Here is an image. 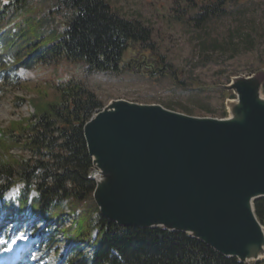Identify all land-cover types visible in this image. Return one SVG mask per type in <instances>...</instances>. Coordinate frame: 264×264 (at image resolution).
<instances>
[{
	"label": "trees",
	"instance_id": "trees-1",
	"mask_svg": "<svg viewBox=\"0 0 264 264\" xmlns=\"http://www.w3.org/2000/svg\"><path fill=\"white\" fill-rule=\"evenodd\" d=\"M36 1L0 0V85L16 68L63 60L82 63L88 73L118 74L125 69L120 63L128 49L134 52V65H142L146 72L163 63L164 56L151 41V28L119 16L105 0H58L67 8L61 19L52 17L50 10L37 13ZM186 2L183 11L188 17L176 16L182 24L197 25L226 11V0ZM7 54L13 56L14 66L4 63ZM102 107L92 91L68 81L58 102L34 104L33 114L10 121L0 131V180L5 182L0 189L22 186L17 206L3 203V214L15 221L35 217L54 226L46 239L55 241L60 234L66 240L65 253L55 264H243L186 233L123 227L99 213L92 199L95 183L88 178L92 161L83 125ZM13 149L30 158L11 154ZM254 208L263 223L264 199L256 200ZM66 216L68 226L63 224Z\"/></svg>",
	"mask_w": 264,
	"mask_h": 264
},
{
	"label": "water",
	"instance_id": "water-1",
	"mask_svg": "<svg viewBox=\"0 0 264 264\" xmlns=\"http://www.w3.org/2000/svg\"><path fill=\"white\" fill-rule=\"evenodd\" d=\"M264 74L239 75L224 118L114 99L83 125L99 213L178 231L243 264L264 261Z\"/></svg>",
	"mask_w": 264,
	"mask_h": 264
},
{
	"label": "rangeland",
	"instance_id": "rangeland-1",
	"mask_svg": "<svg viewBox=\"0 0 264 264\" xmlns=\"http://www.w3.org/2000/svg\"><path fill=\"white\" fill-rule=\"evenodd\" d=\"M105 1L119 16L138 19L151 28V41L164 56L163 63L158 65L160 70L146 72L142 65L132 64L131 49L124 52L120 64L125 69L118 74L88 73L82 63L64 60L31 69L16 68L7 73V83L0 85V131L10 121L33 114L34 104L58 102L68 81L92 91L103 106L114 99H125L159 104L196 117L224 118L226 104L235 96L213 87L228 84L235 76L264 74V0H240L238 4L226 0L225 13L197 25L182 24L176 19L178 15L188 17L183 11L186 0ZM34 5L37 13L50 10L56 19L67 12L58 0H38ZM3 60L7 66L15 65L10 54ZM11 154L30 158L29 153L18 149ZM4 183L0 180V187ZM21 190L20 183L7 190L0 189V206L7 202L17 206ZM30 196L35 197V192ZM63 208L68 212L66 203ZM38 220L35 217L11 220L0 207V264L6 261L9 251L11 264H55L59 260L65 253L66 240L60 234L55 241L46 239L55 227ZM63 224L68 226L70 217H64ZM47 249L50 252L45 257ZM84 250L87 252L86 247Z\"/></svg>",
	"mask_w": 264,
	"mask_h": 264
},
{
	"label": "bare ground",
	"instance_id": "bare-ground-1",
	"mask_svg": "<svg viewBox=\"0 0 264 264\" xmlns=\"http://www.w3.org/2000/svg\"><path fill=\"white\" fill-rule=\"evenodd\" d=\"M10 255H11V251H9V253H8V255H7V258H6V261H5L3 264H6V263L11 264V263H12V260L9 259V258H10Z\"/></svg>",
	"mask_w": 264,
	"mask_h": 264
},
{
	"label": "flooded vegetation",
	"instance_id": "flooded-vegetation-1",
	"mask_svg": "<svg viewBox=\"0 0 264 264\" xmlns=\"http://www.w3.org/2000/svg\"><path fill=\"white\" fill-rule=\"evenodd\" d=\"M134 64V62L132 63ZM148 65V64H145V66ZM152 72L156 71V70H160V68H158V66H152L151 68H149Z\"/></svg>",
	"mask_w": 264,
	"mask_h": 264
}]
</instances>
